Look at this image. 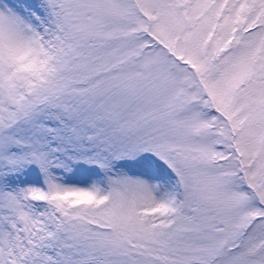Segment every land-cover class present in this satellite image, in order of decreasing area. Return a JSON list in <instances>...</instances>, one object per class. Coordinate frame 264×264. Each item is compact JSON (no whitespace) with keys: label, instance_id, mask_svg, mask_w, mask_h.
<instances>
[{"label":"snow or ice","instance_id":"1","mask_svg":"<svg viewBox=\"0 0 264 264\" xmlns=\"http://www.w3.org/2000/svg\"><path fill=\"white\" fill-rule=\"evenodd\" d=\"M0 264H264V0H0Z\"/></svg>","mask_w":264,"mask_h":264}]
</instances>
